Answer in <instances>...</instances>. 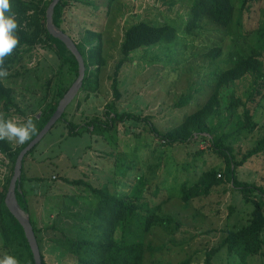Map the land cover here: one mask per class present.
<instances>
[{
	"label": "rangeland",
	"instance_id": "1",
	"mask_svg": "<svg viewBox=\"0 0 264 264\" xmlns=\"http://www.w3.org/2000/svg\"><path fill=\"white\" fill-rule=\"evenodd\" d=\"M192 1L115 0L106 9L101 5L102 0H88L91 6L84 7L87 17L83 22L90 29L89 17L96 14L92 16L95 17L92 24L102 35L99 43L105 64L98 70L90 67V83L86 90L79 88L65 109L66 122L85 126L95 118L105 121V106L114 100L111 80L114 67L122 57L123 34L139 22L170 24L177 29V40L130 54L117 76L120 96L114 109L119 114L147 118L160 132L178 126L186 115L206 101L211 93L208 77L216 68L229 67L230 51L249 55L252 49H257L264 62V49L259 48H264V43L259 42V34L264 31V0L249 3L243 12L242 0H232L234 19L226 32L208 26L199 36L190 37L183 29ZM66 11L67 8L63 12L62 28L67 34L70 27ZM102 13L105 14L103 22L95 23ZM31 15L28 12L27 16ZM78 26L70 36L76 44L86 32ZM96 44L94 41L92 45ZM213 47L221 49V57L216 62L203 58ZM6 68L0 69L6 73L0 75V83L13 91L17 108L5 111L6 107L1 105L0 122L13 120L23 124L28 119L33 122L55 98V90H69L77 78L52 49L42 46H35ZM247 89L246 81L222 88L220 112L207 121L212 137L229 135L226 143L232 147L236 161L264 134V95L253 109L252 130H241V110L233 104L235 96L243 97ZM183 97H188L190 103L178 108ZM7 140L13 148L21 145L14 138ZM11 167V158L0 154V193L9 186ZM211 169L222 174L224 162L213 153L210 142L200 137L188 144L166 147L147 127L134 121L118 124L105 134L84 131L73 136L68 135L67 124L59 121L25 159L23 172L28 180L23 188L29 213L19 208L38 230L35 236L44 263L74 264L73 257L51 242L64 235L75 237L90 211L91 201L83 186L69 183L82 181L95 188L107 186L111 193L140 198L151 206L162 204L160 211L175 221L145 235L144 243L151 248L146 251L145 264H179L188 258L190 264H203L205 252L220 243L225 231L246 225L252 211L241 193L225 181L213 187L207 196L189 203L180 200L181 186L191 187ZM236 176L240 182L264 187V155L237 167ZM11 250L12 253L3 247L0 235V260L12 256L26 264L24 250L16 244H12ZM213 264H231L225 250L214 257ZM248 264H264V249L262 257H252Z\"/></svg>",
	"mask_w": 264,
	"mask_h": 264
},
{
	"label": "trees",
	"instance_id": "2",
	"mask_svg": "<svg viewBox=\"0 0 264 264\" xmlns=\"http://www.w3.org/2000/svg\"><path fill=\"white\" fill-rule=\"evenodd\" d=\"M52 1L9 0L10 11L14 13L17 22V28L14 33L17 38V44L9 53L13 54L12 58L8 54L0 58V69L7 70L6 66L18 61L19 56L28 54L35 46H42L52 49L63 62L67 63L69 69L78 76V63L75 57L61 41L52 37L47 31L46 13ZM72 1L74 0H60L52 13L53 26L65 34L66 32L62 28L63 12ZM103 1L106 9H108L115 0ZM258 1L260 0H242L241 11L243 12L246 6L249 7V3ZM28 12H32V15L27 16ZM234 13L235 7L232 0H193L183 32L190 37H196L202 31H206L208 26H211L214 30L226 32V29L233 22ZM263 32L259 34V42L262 44L264 43ZM83 36L80 43H74L85 67L81 90H86V86L91 80L90 67H97L96 70H98L99 67L105 64V60L101 56V44L99 43L102 37L101 33L86 31ZM177 36V29L170 24L154 25L147 22H139L131 25L123 34L120 45V55L122 57L114 67L111 80L114 100L105 106V121L102 122L99 118H95L85 126H78L66 122L65 113L62 114L59 121L67 124L68 135L72 136L80 135L84 131L105 134L118 124L134 121L147 127L149 133L155 136L162 146L172 147L177 144H188L196 137L210 142L213 153L224 162L223 173L221 174L215 169H211L204 172L191 187L182 185L180 200L183 203H189L197 198L207 196L213 187L218 186L223 181L239 191L244 201L252 206L249 220L241 228L225 231L220 243L205 252L203 264H213L214 257L222 250H225L227 259L231 264H248L252 257L263 256L264 187L240 182L236 176V168L252 158L264 155V134L239 161H236L232 147L226 143L229 135L212 137L207 121L220 112L219 93L221 89L246 81L248 89L243 93V97L235 96L233 107L241 110L243 122L241 130H252L254 126L252 119L253 109L264 95V62L261 58V53L257 49H252L249 55H240L237 52L230 51L228 54L229 67L225 70L216 68L208 77L209 85L211 84V93L206 101L197 110L186 115L178 126L166 132H160L147 118L133 114H119L114 109V103L120 96L117 89V76L130 54L142 48L173 44L177 40ZM94 41L97 42L96 45H92ZM87 47H90V49L86 50ZM259 48L264 49L261 46ZM220 57L221 49L218 47H213L209 53L203 56L204 59H208L211 62H216ZM55 91V98L52 99L39 116L33 119L35 133L30 136L28 141H25L17 148H13L7 138L0 139V154L11 158L12 172L19 153L45 127L68 89L60 88ZM189 103V98L183 97L178 102L177 107L182 108ZM1 105L6 107H3L5 111L17 108L13 103V91L3 86L2 83H0ZM35 148L36 146L23 158L21 176L16 184L15 191L17 203L26 213H29V211L26 200L27 194L23 184L28 179L24 175L23 164ZM69 185L83 186L91 201L90 211L84 217L83 224L76 231L75 237L64 235L62 238H55L51 242L73 257L75 259L74 264H145L146 251L151 249L144 243L145 235L155 228L175 222L173 217L164 215L160 211L162 204L151 206L147 202H142L140 198H134L119 192L111 193L107 186L95 188L82 181H73ZM7 188L8 184L4 187L3 193H0V235L3 240V247L12 253V244H16L25 251L27 256L26 264H35L23 228L4 204ZM29 222L34 235H36L38 230L34 222L30 218ZM51 228L54 229V227ZM16 260L18 264H23L18 259ZM190 260L188 258L179 264H190ZM41 264H45L42 255Z\"/></svg>",
	"mask_w": 264,
	"mask_h": 264
},
{
	"label": "water",
	"instance_id": "3",
	"mask_svg": "<svg viewBox=\"0 0 264 264\" xmlns=\"http://www.w3.org/2000/svg\"><path fill=\"white\" fill-rule=\"evenodd\" d=\"M60 0H53L52 3L49 5L46 13V28L48 33L61 41L67 48V50L75 57L77 63H78V76L76 78V81L73 83L71 88L67 91V93L64 95V97L61 99V101L58 104V107L55 111V113L52 115L51 119L48 121V123L45 125V127L41 130V132L19 153L14 169H13V175L11 177L7 194L4 199V204L8 211L11 213V215L18 221V223L23 228L26 240L28 242V245L30 247L31 253L33 255V259L35 264H41V255L39 251V247L37 244V240L35 238L32 226L29 222V219L27 216L23 214V212L20 210L15 196L16 191V184L20 180L21 176V169H22V161L25 155L31 151L36 145L39 144V142L43 139V137L52 129V127L59 121V119L62 117V114L64 113L67 106L71 103L73 98L75 97L76 93L78 92L79 88L82 85V81L84 78L85 73V67L83 63V59L76 47V44L72 40L70 36H68L65 33L60 32L57 30L53 24H52V13L54 10V7L57 5V3Z\"/></svg>",
	"mask_w": 264,
	"mask_h": 264
},
{
	"label": "clouds",
	"instance_id": "4",
	"mask_svg": "<svg viewBox=\"0 0 264 264\" xmlns=\"http://www.w3.org/2000/svg\"><path fill=\"white\" fill-rule=\"evenodd\" d=\"M17 22L14 13L10 11L9 0H0V58L9 54L17 44L15 30ZM0 75L6 73L0 72ZM35 133V126L31 119L25 123L19 124L13 120H4L0 122V139H15L17 143L23 144ZM0 264H18L12 256H6L0 260Z\"/></svg>",
	"mask_w": 264,
	"mask_h": 264
},
{
	"label": "crops",
	"instance_id": "5",
	"mask_svg": "<svg viewBox=\"0 0 264 264\" xmlns=\"http://www.w3.org/2000/svg\"><path fill=\"white\" fill-rule=\"evenodd\" d=\"M90 2H88V0L87 1L86 0H74V1L70 2V5L67 7V11H66L67 26L70 27L69 30L67 29L68 36H71L72 32H76L75 27L78 24H80V26H78L77 28L81 27L82 30H85V31L90 30V31L98 32V30L95 29V26L92 24L93 19L95 18V17L93 18L92 16L95 13L89 17V20L91 21L90 26H89L90 29H87V27L84 25V22H83L84 18L86 19V17H87L86 14L83 13L84 7L91 6V5L87 4ZM101 5H103L105 7V2L103 0L101 2ZM97 12L99 13L100 11L97 10ZM94 16H96V14ZM104 18H105V14H103V13H102V15L99 14V20H94V22L95 23L98 21L103 22ZM87 26H88V24H87Z\"/></svg>",
	"mask_w": 264,
	"mask_h": 264
}]
</instances>
